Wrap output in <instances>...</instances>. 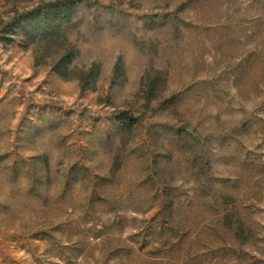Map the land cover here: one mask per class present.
<instances>
[{
  "label": "rangeland",
  "instance_id": "374dc122",
  "mask_svg": "<svg viewBox=\"0 0 264 264\" xmlns=\"http://www.w3.org/2000/svg\"><path fill=\"white\" fill-rule=\"evenodd\" d=\"M46 1L0 0V264H264V0H83L84 91L3 33Z\"/></svg>",
  "mask_w": 264,
  "mask_h": 264
},
{
  "label": "trees",
  "instance_id": "16d2710c",
  "mask_svg": "<svg viewBox=\"0 0 264 264\" xmlns=\"http://www.w3.org/2000/svg\"><path fill=\"white\" fill-rule=\"evenodd\" d=\"M82 2L83 0H49L41 2L23 12L13 13L7 21L3 22L1 27L8 39L11 38L10 36H17L20 37L24 48L33 47L36 62L40 60L41 56L43 59H48L47 64L52 72L62 79L76 80L79 88L84 91L94 90V71L91 69L78 71L70 66L77 50L74 47H67L65 44V41H67L65 27L72 21L77 5ZM163 19L165 20V18ZM178 19H180L179 16ZM250 58L251 56H247L243 59L248 60ZM215 77L218 78L219 76ZM143 79L146 80V84L140 98L142 105H126L114 117L121 136L129 135L142 123L146 114L145 110L152 109L150 105L152 102L158 105L156 108H162V111L171 110L172 116L177 113L174 101L176 95L172 94L165 101H160L158 100L160 91L153 85L155 78L145 76ZM212 83L211 78L207 84L211 86ZM175 130L178 134H181L180 129ZM167 217L173 218V214H167ZM221 223L227 226L229 230L235 225L232 229L235 237L242 238L244 236L241 222L233 223L230 217L223 216ZM168 228L167 231L173 227ZM244 238L246 239L245 236Z\"/></svg>",
  "mask_w": 264,
  "mask_h": 264
}]
</instances>
